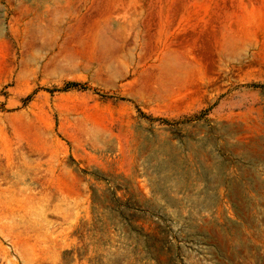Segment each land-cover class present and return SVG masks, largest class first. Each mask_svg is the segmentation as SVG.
I'll list each match as a JSON object with an SVG mask.
<instances>
[{"label": "rangeland", "instance_id": "obj_1", "mask_svg": "<svg viewBox=\"0 0 264 264\" xmlns=\"http://www.w3.org/2000/svg\"><path fill=\"white\" fill-rule=\"evenodd\" d=\"M129 223L264 264V0H0V264H141Z\"/></svg>", "mask_w": 264, "mask_h": 264}, {"label": "trees", "instance_id": "obj_2", "mask_svg": "<svg viewBox=\"0 0 264 264\" xmlns=\"http://www.w3.org/2000/svg\"><path fill=\"white\" fill-rule=\"evenodd\" d=\"M74 86H81V84L77 82H68L66 84V88L74 87ZM141 112V111H140ZM142 115L143 112H141ZM146 117V116H145ZM156 120V119H154ZM161 121L165 123H171L167 119H160ZM94 199L93 203L95 206V210L101 209L100 206L104 210H107L110 212V218H114L115 213H118L121 217H125V213L123 208L126 211L133 210L134 212H146L144 208H142V204L138 203H131L130 201H122L119 199L117 194L115 192H111L110 198H105L104 195L99 194V190L94 191ZM102 199V200H101ZM97 207V208H96ZM130 218L135 217V213L129 214ZM140 218H137L135 222L139 221ZM126 220H129V218H126ZM131 220V219H130ZM129 227L132 231L139 233L141 236L145 238V246L144 248L147 251V255L144 257H140L139 252H135V255L139 257L137 260L141 264H147L155 263V264H177L174 254H172V250L169 248L171 245V242H169L168 236H163L164 233H167L166 231L159 230L160 227H151V230H146L145 228L135 227L133 224L129 223ZM169 245V246H168ZM163 257H167V260H163Z\"/></svg>", "mask_w": 264, "mask_h": 264}]
</instances>
